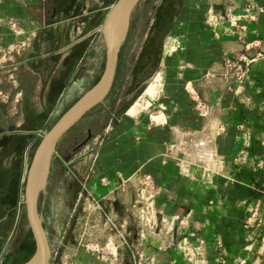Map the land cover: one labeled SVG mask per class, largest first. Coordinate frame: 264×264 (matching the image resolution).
I'll list each match as a JSON object with an SVG mask.
<instances>
[{"label":"crops","instance_id":"0c3cea01","mask_svg":"<svg viewBox=\"0 0 264 264\" xmlns=\"http://www.w3.org/2000/svg\"><path fill=\"white\" fill-rule=\"evenodd\" d=\"M117 2L0 0V264H24L35 252L25 201L33 147L79 100L71 102L82 68L106 61L103 29ZM167 2L158 19L165 45L145 101L111 120L95 145L60 161L81 190L65 237L50 243V264H107L81 245L84 230L101 241L108 234L92 229L106 218L87 210L89 198L127 224L132 246L122 250L123 264H264V0ZM247 5L255 20L245 41L258 45L248 50L229 21L208 23L210 9L243 15ZM239 55L254 61L236 94L224 58ZM143 175L158 189L159 224L142 239L133 204ZM253 207L259 225L249 220ZM79 221L82 234L73 238ZM185 239L204 241L194 261L181 249Z\"/></svg>","mask_w":264,"mask_h":264},{"label":"rangeland","instance_id":"374dc122","mask_svg":"<svg viewBox=\"0 0 264 264\" xmlns=\"http://www.w3.org/2000/svg\"><path fill=\"white\" fill-rule=\"evenodd\" d=\"M169 2L174 3L173 6H176L177 0H168L166 4L168 7ZM161 6V0H142L135 7L130 18L129 33H131V40L129 45L131 50L126 56V64L122 68V75L118 81L115 80V89L113 87L114 90H112L104 103L87 114L64 136L59 144L60 150L58 147L57 153L53 157L47 187L40 193L38 200L42 225L49 244L51 243L52 246H54L53 241L56 238L60 241L65 237L66 228L69 227L67 224L71 222V212L74 209L70 205L69 197L72 188H75L76 185L74 183L71 185L70 181L66 180L64 175L67 166H59L60 161L64 155L70 158L75 153L84 150L87 146L91 147L95 145V138L107 128L106 126L111 120L112 123L115 122L119 114L135 105L140 98L145 101L144 96L146 95L149 83L159 72L160 60L163 53L162 45H165L164 27L162 28L159 25L160 22L158 20L161 16ZM148 60L152 61V65L148 66V63H146ZM141 61L144 63H140ZM105 63L106 61L100 64H87L82 68V72L74 80V94H72L71 102H76L98 82L104 71ZM142 100L140 99V101ZM139 105L146 107L148 104L140 102ZM89 133H91L92 137L84 145L83 143L88 139ZM35 149L36 146L35 148L33 147L30 162ZM83 214L87 216L88 212L78 214V217ZM83 226V221H79L74 225L71 230L73 238L82 234ZM28 230L30 232L27 222V232Z\"/></svg>","mask_w":264,"mask_h":264},{"label":"water","instance_id":"95a60500","mask_svg":"<svg viewBox=\"0 0 264 264\" xmlns=\"http://www.w3.org/2000/svg\"><path fill=\"white\" fill-rule=\"evenodd\" d=\"M142 0H118L110 10L103 29L106 44V63L98 82L84 93L79 100L67 110L48 131L36 147L31 163L26 172V216L34 241L35 252L24 264H50L51 249L42 220L39 215L38 200L45 190L50 176L54 155L64 136L73 129L87 114L106 101L111 94L119 66V54L125 44L130 18L135 7ZM88 139L84 145L91 139ZM79 187L73 188L69 202L75 207L79 195Z\"/></svg>","mask_w":264,"mask_h":264},{"label":"built area","instance_id":"2783aa9c","mask_svg":"<svg viewBox=\"0 0 264 264\" xmlns=\"http://www.w3.org/2000/svg\"><path fill=\"white\" fill-rule=\"evenodd\" d=\"M252 5L246 6L245 14L232 15L231 13L226 16L217 15L214 9H210L208 12V23L213 28H216L219 24H222L224 20L230 22L228 31L238 36L239 41L244 42L246 49L257 47L256 43H246L245 34L249 30V24L255 20V16L251 15ZM17 34L20 33L15 23L12 24ZM22 47V45H21ZM17 50V49H15ZM19 50H17L18 52ZM262 54L258 53V56ZM254 59H249L247 55L239 56H226L224 58V78L230 83H237L236 88L231 85V89L234 87L236 94L240 93V89L243 83L247 80L250 71V66ZM196 108L199 114L203 117L208 115V108L206 104L197 100ZM158 189L154 180L149 175L140 176L138 180V188L136 191V200L133 204V208L136 212V218L138 221V236L144 238L147 233L153 232L159 224V213L156 208V196ZM87 210L92 213H101L105 215L106 221L101 226L98 223L92 224V229L97 231V234L101 233V229L104 232H108L107 237L101 241L99 239L88 237L87 230H84L81 236L82 247L90 254H92L97 260H100L107 264H122V250L125 248H131V233L127 224L119 223L112 214H106L103 204L93 198H89ZM258 207L250 209L249 220L252 223L261 224V218ZM204 241L199 240L197 243H191L187 239L181 243V249L185 253L186 257L190 261H194L203 252ZM195 264V263H193Z\"/></svg>","mask_w":264,"mask_h":264},{"label":"trees","instance_id":"16d2710c","mask_svg":"<svg viewBox=\"0 0 264 264\" xmlns=\"http://www.w3.org/2000/svg\"><path fill=\"white\" fill-rule=\"evenodd\" d=\"M158 30V29H157ZM130 37H131V33L128 34V37H127V40L125 42V44L123 45L121 51H120V54H119V58H120V63H119V68H118V72H117V81L119 79V77L122 75V68L124 67V65L126 64V56L127 54L129 53V51L131 50V47H130ZM140 63H144L143 61H141ZM146 63H148V66L149 65H152V61L148 60L146 61ZM116 86V85H115ZM115 86H114V89H115ZM113 89V90H114ZM36 147L38 146V144L35 145ZM35 148V147H34ZM59 150H60V147H59ZM64 152V151H63ZM30 236V235H29ZM31 254H32V250H30V252H27V257H26V260H28L30 257H31Z\"/></svg>","mask_w":264,"mask_h":264},{"label":"flooded vegetation","instance_id":"af4514ba","mask_svg":"<svg viewBox=\"0 0 264 264\" xmlns=\"http://www.w3.org/2000/svg\"><path fill=\"white\" fill-rule=\"evenodd\" d=\"M26 247H25V249L27 248V245H25ZM23 249V248H22Z\"/></svg>","mask_w":264,"mask_h":264}]
</instances>
